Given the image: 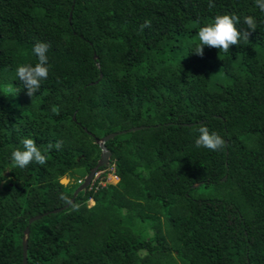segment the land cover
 <instances>
[{"label": "trees", "instance_id": "trees-1", "mask_svg": "<svg viewBox=\"0 0 264 264\" xmlns=\"http://www.w3.org/2000/svg\"><path fill=\"white\" fill-rule=\"evenodd\" d=\"M212 3L0 0V264H23L27 227L26 264H264V12ZM226 13L249 40L196 54L199 27ZM37 41L49 76L30 97L16 68L35 65ZM201 125L223 151L195 146ZM134 127L106 143V183L54 213L96 167V139ZM24 138L62 148L19 168Z\"/></svg>", "mask_w": 264, "mask_h": 264}, {"label": "clouds", "instance_id": "clouds-1", "mask_svg": "<svg viewBox=\"0 0 264 264\" xmlns=\"http://www.w3.org/2000/svg\"><path fill=\"white\" fill-rule=\"evenodd\" d=\"M256 7L261 12H264V0H254ZM209 7H214L212 0H209ZM240 23V17L235 14H219L215 18L203 26L199 27L197 38L198 43L195 46V53L203 55L204 47L216 48L227 53L232 45H238L243 39L249 40L250 31L238 30L236 25ZM243 23L247 25V29L254 31L257 27L256 20L253 16H245ZM146 27H151V21L145 20L144 24L140 26L141 30ZM50 45L45 42L37 41L32 48L33 54L37 61L35 65L22 64L16 68V75L27 89V95L32 97L37 94L41 88L43 81L49 76V51ZM6 92L11 93L12 88H6ZM53 111L57 109L54 107ZM198 136L195 140L197 148H206L211 151H223L226 147L225 140L215 131H210L207 126L201 125L197 129ZM22 149L18 148L11 153V161L14 166L25 168L29 164L35 162L39 165H44L47 161V152L53 149L59 150L62 148V142L57 141L55 144L49 143L47 149L42 151L35 141L31 138H24L21 141ZM60 199L69 204L71 210L79 211V204L73 203L63 193Z\"/></svg>", "mask_w": 264, "mask_h": 264}, {"label": "water", "instance_id": "water-1", "mask_svg": "<svg viewBox=\"0 0 264 264\" xmlns=\"http://www.w3.org/2000/svg\"><path fill=\"white\" fill-rule=\"evenodd\" d=\"M94 58H96L95 55H94ZM190 125H192V124H189V126ZM141 129H143V127H134V128H130L128 130L110 133V134L104 136L101 139H96V142L98 143V145H99V147L101 149V157H100V159H99L96 167L91 170V172L85 177L84 182L74 192L73 198L71 200L72 202H74V200L77 197V195H78L79 192H82V191H85L86 192L88 190L89 186L92 183V180H93V177H94L95 173L98 172V170L101 167L108 166V164L110 162V159L112 157V153L106 147V143L109 140L115 138L118 135L125 134L127 132L141 130ZM199 185H200V183L196 184L194 187H198ZM69 206L70 205L67 204L66 206H64V207H62L60 209L54 210L53 212L54 213H58V212H60V211H62L64 209L68 208ZM41 217H42L41 215H37L35 217H32V218L29 219V223L31 224L34 221H37V220L41 219ZM28 237H29V227H27L26 230H25V237H24L23 243H22V246H23V264H26L27 263Z\"/></svg>", "mask_w": 264, "mask_h": 264}, {"label": "rangeland", "instance_id": "rangeland-1", "mask_svg": "<svg viewBox=\"0 0 264 264\" xmlns=\"http://www.w3.org/2000/svg\"><path fill=\"white\" fill-rule=\"evenodd\" d=\"M110 174H111V173H108V175H107V177H106V178H107V179H106V180H107V183H108V182H110V183H117L118 180L114 179L113 176H111L112 174H111V175H110ZM73 175H74V177H82V176H83V173H82V172H77V171H76ZM71 180H72V179H70V178H63V179L61 180V182H62V184L66 185V184L69 183V181L71 182ZM90 204L92 205L93 202L90 201Z\"/></svg>", "mask_w": 264, "mask_h": 264}, {"label": "built area", "instance_id": "built-area-1", "mask_svg": "<svg viewBox=\"0 0 264 264\" xmlns=\"http://www.w3.org/2000/svg\"><path fill=\"white\" fill-rule=\"evenodd\" d=\"M104 172H105L104 170H103V171H98V172H96L95 175H94V177H93V180H92L91 185H93L95 182H97V180L100 181V182H99L100 184L104 185V184L106 183V181L104 182V181L101 179L102 174H103ZM110 173L112 174V175H111V174H110V175L113 176L114 179L118 180V177L115 175V173H114V169H113V168L110 169ZM79 182H80V181H79Z\"/></svg>", "mask_w": 264, "mask_h": 264}]
</instances>
